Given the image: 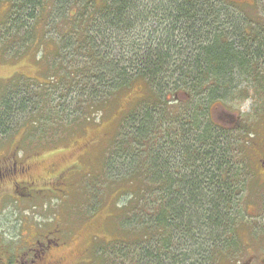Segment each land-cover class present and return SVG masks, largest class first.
<instances>
[{"label": "trees", "instance_id": "16d2710c", "mask_svg": "<svg viewBox=\"0 0 264 264\" xmlns=\"http://www.w3.org/2000/svg\"><path fill=\"white\" fill-rule=\"evenodd\" d=\"M2 1L9 2L7 29L25 13L23 19L37 20L48 4L67 2ZM241 6L236 0H107L98 16L85 18L89 26L82 21L87 39L77 44L92 75L83 85L122 89L140 79L149 90L121 120L104 165L107 173L125 165V174L112 175L127 200L122 208L132 239L121 251L126 258L132 249L131 264H220L246 245L238 215L251 175L248 133L211 117L227 100L246 99L253 83L264 92V29L251 26ZM100 28L124 36L144 29L148 38L134 49V61L121 66L115 54L122 56L126 46L115 45L118 37L113 45L107 37L98 42ZM240 80L246 87L239 89Z\"/></svg>", "mask_w": 264, "mask_h": 264}, {"label": "rangeland", "instance_id": "374dc122", "mask_svg": "<svg viewBox=\"0 0 264 264\" xmlns=\"http://www.w3.org/2000/svg\"><path fill=\"white\" fill-rule=\"evenodd\" d=\"M236 1L246 4L241 7H246L251 26L264 29V0ZM104 3L107 0H67L60 8L57 3L48 4L37 20L23 19L25 13L7 29L4 17L10 11L9 2L0 0V134L4 133L0 143L6 141L18 159L33 166L32 178L19 179L30 183L13 184L12 199L0 204V244L15 247L18 236L22 241L35 231L57 229L68 243L66 264L84 257L87 264H131L133 253L128 247L123 258L126 253L121 250L131 242L132 230L125 223L122 207L127 200L117 187L120 179L112 175L125 174L123 164L116 163L118 169L109 173L104 165L121 120L149 90L140 79L122 89L97 82L83 85L92 75L83 67L89 58L78 48L77 43L87 39L80 27L82 21L89 26L85 18L98 16L96 11ZM112 33L100 28L98 42L104 43L107 37L113 45L118 37L115 45L119 41L126 47L122 56L115 55L121 66L130 65L134 49L142 48L148 32ZM240 81L239 89L246 87ZM246 88V99L227 100L226 108L214 109L213 118L227 129L241 127L263 138L264 92L257 83ZM107 93L112 94L103 100ZM5 100L13 105L7 113ZM248 148L246 169L251 175L245 178L238 215L246 245L237 258L220 264H264V177H259L254 153ZM85 248L90 250L88 255L78 258Z\"/></svg>", "mask_w": 264, "mask_h": 264}, {"label": "flooded vegetation", "instance_id": "af4514ba", "mask_svg": "<svg viewBox=\"0 0 264 264\" xmlns=\"http://www.w3.org/2000/svg\"><path fill=\"white\" fill-rule=\"evenodd\" d=\"M211 117L213 118V114H211ZM227 118L230 117L228 116ZM3 135L1 133L0 138ZM248 139H250V150L253 151V157L256 159L255 169L259 173V177L263 178L264 136L261 138L256 134L248 133ZM6 143V141H1L0 143V204L12 199L13 184L17 186L22 183H30L26 179L22 182L19 179L32 178L30 175L33 170V166L26 160L18 159L14 149L10 151L6 147ZM21 188H17L18 191ZM59 234L60 231L57 229L49 232L35 231L33 236H25L22 241L19 236H16L20 242L14 244L15 247H9L3 243L0 244V264H66L64 260L69 253L67 251L68 243L62 241ZM88 251L90 252L89 248H85L78 258L88 255ZM85 260L86 257L83 260L79 259L69 264H87L89 261Z\"/></svg>", "mask_w": 264, "mask_h": 264}, {"label": "water", "instance_id": "95a60500", "mask_svg": "<svg viewBox=\"0 0 264 264\" xmlns=\"http://www.w3.org/2000/svg\"><path fill=\"white\" fill-rule=\"evenodd\" d=\"M174 98H177V95L176 94L174 95Z\"/></svg>", "mask_w": 264, "mask_h": 264}]
</instances>
